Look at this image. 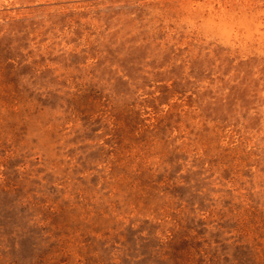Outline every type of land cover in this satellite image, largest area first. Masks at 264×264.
Returning a JSON list of instances; mask_svg holds the SVG:
<instances>
[{
    "label": "rangeland",
    "instance_id": "rangeland-1",
    "mask_svg": "<svg viewBox=\"0 0 264 264\" xmlns=\"http://www.w3.org/2000/svg\"><path fill=\"white\" fill-rule=\"evenodd\" d=\"M0 264H264V0H0Z\"/></svg>",
    "mask_w": 264,
    "mask_h": 264
}]
</instances>
